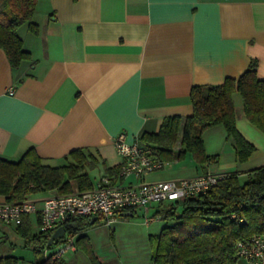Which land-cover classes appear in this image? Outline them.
<instances>
[{
  "label": "crops",
  "instance_id": "crops-1",
  "mask_svg": "<svg viewBox=\"0 0 264 264\" xmlns=\"http://www.w3.org/2000/svg\"><path fill=\"white\" fill-rule=\"evenodd\" d=\"M34 21L36 33L26 25L18 30L29 58L12 68L0 48V156L16 160L33 147L45 163L58 165L72 149L86 147L97 159L87 169L92 187L121 169L112 138L124 132L127 142L139 140L143 132H156L165 116L190 115L192 85L238 77L251 58L257 61L256 77L264 79V0H38ZM233 103L236 129L255 147L245 161L237 160L217 124L202 135L215 161L201 164L186 152L159 170L121 180L244 173L264 164V133L245 117L237 92ZM69 183L71 191L78 190L75 179ZM56 192L29 198L41 206ZM166 203L134 211H142V221L133 222L140 228L132 234L127 229L122 242L115 228L104 241L93 240L94 230L104 225L100 218L80 234L87 235V247L101 264H152L148 237L165 225L152 216ZM129 217L115 223L131 225ZM30 220L33 228L36 215ZM60 263L91 264L80 244ZM240 264H264V254L260 262Z\"/></svg>",
  "mask_w": 264,
  "mask_h": 264
},
{
  "label": "trees",
  "instance_id": "trees-1",
  "mask_svg": "<svg viewBox=\"0 0 264 264\" xmlns=\"http://www.w3.org/2000/svg\"><path fill=\"white\" fill-rule=\"evenodd\" d=\"M37 1L0 0V48L12 68L30 57L18 30L25 24L31 32L38 31L34 21ZM256 67V59L251 58L238 77L226 76L219 84L192 85V113L165 116L156 132L139 136L142 146L165 162L181 159L186 152L198 163L212 162L217 155L205 152L202 135L207 128L220 124L234 145L237 160L245 161L255 147L236 129L233 94H239L245 117L264 133V79L256 77ZM96 164L95 155L86 147L72 149L58 165L45 163L33 147L16 160L0 156V196L21 201L33 193L52 189L67 193L71 192L70 179L76 180L78 190H86L93 185L87 169ZM166 202L156 214L163 213L160 218L169 222L148 237L152 264H240L237 241L264 235V164L244 173L219 174L216 183L205 192ZM94 219L92 222L91 216L68 217L63 223L64 234L51 245L75 235L74 244H80L90 263L101 264L87 247V235L80 234L99 221V217ZM15 230L33 244L36 255L32 264H61V257L43 253L50 247L47 240L53 231H34L29 214L22 215ZM0 264L20 263L16 256L1 255Z\"/></svg>",
  "mask_w": 264,
  "mask_h": 264
},
{
  "label": "built area",
  "instance_id": "built-area-1",
  "mask_svg": "<svg viewBox=\"0 0 264 264\" xmlns=\"http://www.w3.org/2000/svg\"><path fill=\"white\" fill-rule=\"evenodd\" d=\"M117 153L122 158L121 169L117 177L102 175L96 184L86 190L67 193H53L42 199L41 206L30 198L21 201H9L0 198V223L17 226L23 214L36 215L37 229L43 232L54 231L73 215L99 217L105 225H110L125 217L120 212L136 211L147 208L153 202H166L185 196L205 192L219 178L216 173H203L193 177L179 179L139 181L125 184L121 179L133 173L137 177L161 169L165 165L153 155L140 141L125 140L120 132L112 138ZM163 213L153 215L160 218ZM151 218L146 216L145 219ZM75 235H67L51 253L52 258L61 257L68 249L75 247ZM236 253L247 261H262L264 254V235H252L236 243Z\"/></svg>",
  "mask_w": 264,
  "mask_h": 264
},
{
  "label": "rangeland",
  "instance_id": "rangeland-1",
  "mask_svg": "<svg viewBox=\"0 0 264 264\" xmlns=\"http://www.w3.org/2000/svg\"><path fill=\"white\" fill-rule=\"evenodd\" d=\"M24 26L25 24L22 27ZM142 218V211L138 210L137 213H134L129 217V221L132 222L131 225L125 224L124 226V224L115 222L110 225L104 224L94 230L95 232L92 234V238L95 241H104L110 234V230L115 228L117 241L122 242L123 236H125L123 234L125 231L127 232V229L131 230L130 232L132 234L134 230L137 231L140 228V226H135L136 224L134 223L142 221ZM162 221H164V224L169 222L164 219H162ZM150 227H152V225H150ZM32 229L34 231H38L36 224L33 225ZM139 232L141 231H138V233ZM54 249L55 245H50V247L43 250V253L45 255H49L52 251H54ZM70 251L71 249H68L61 257L66 256ZM1 255H13L18 258L20 264H32L36 253L33 250V244L26 242L25 238L16 232L14 226L0 223V256Z\"/></svg>",
  "mask_w": 264,
  "mask_h": 264
},
{
  "label": "water",
  "instance_id": "water-1",
  "mask_svg": "<svg viewBox=\"0 0 264 264\" xmlns=\"http://www.w3.org/2000/svg\"><path fill=\"white\" fill-rule=\"evenodd\" d=\"M123 215L124 216H131V215H133V212L125 211L123 213ZM92 217L94 218V216H92ZM63 234H64V227L62 225H60L49 236V238L47 240V245H51L56 238L61 237Z\"/></svg>",
  "mask_w": 264,
  "mask_h": 264
}]
</instances>
